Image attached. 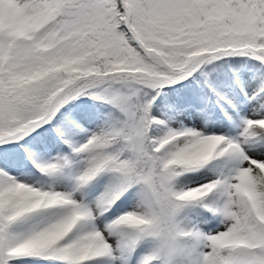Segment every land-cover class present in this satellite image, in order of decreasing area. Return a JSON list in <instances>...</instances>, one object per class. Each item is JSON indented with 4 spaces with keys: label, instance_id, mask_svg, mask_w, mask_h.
Returning <instances> with one entry per match:
<instances>
[{
    "label": "snow or ice",
    "instance_id": "snow-or-ice-1",
    "mask_svg": "<svg viewBox=\"0 0 264 264\" xmlns=\"http://www.w3.org/2000/svg\"><path fill=\"white\" fill-rule=\"evenodd\" d=\"M0 264H264V0H0Z\"/></svg>",
    "mask_w": 264,
    "mask_h": 264
}]
</instances>
